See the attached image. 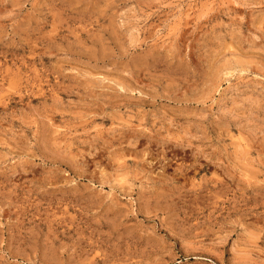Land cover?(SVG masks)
<instances>
[{"label":"rangeland","instance_id":"374dc122","mask_svg":"<svg viewBox=\"0 0 264 264\" xmlns=\"http://www.w3.org/2000/svg\"><path fill=\"white\" fill-rule=\"evenodd\" d=\"M0 264H264V0H0Z\"/></svg>","mask_w":264,"mask_h":264}]
</instances>
